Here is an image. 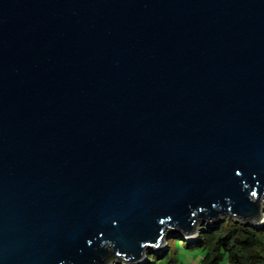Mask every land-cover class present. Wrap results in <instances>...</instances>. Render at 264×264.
I'll return each mask as SVG.
<instances>
[{
    "label": "water",
    "instance_id": "95a60500",
    "mask_svg": "<svg viewBox=\"0 0 264 264\" xmlns=\"http://www.w3.org/2000/svg\"><path fill=\"white\" fill-rule=\"evenodd\" d=\"M225 220L264 223V0H0V264Z\"/></svg>",
    "mask_w": 264,
    "mask_h": 264
},
{
    "label": "trees",
    "instance_id": "16d2710c",
    "mask_svg": "<svg viewBox=\"0 0 264 264\" xmlns=\"http://www.w3.org/2000/svg\"><path fill=\"white\" fill-rule=\"evenodd\" d=\"M172 235L162 253H151L142 264H178L177 255L182 251L176 242L171 244ZM197 238V239H196ZM187 248L201 250L205 256L200 264H219L224 257L229 264H264V223L259 227L245 226L232 220L203 227L198 236L184 240ZM171 252V253H170Z\"/></svg>",
    "mask_w": 264,
    "mask_h": 264
},
{
    "label": "rangeland",
    "instance_id": "374dc122",
    "mask_svg": "<svg viewBox=\"0 0 264 264\" xmlns=\"http://www.w3.org/2000/svg\"><path fill=\"white\" fill-rule=\"evenodd\" d=\"M193 239L195 240V238ZM174 242L178 244V246L181 248L180 250L182 251L180 254L177 255V259H179L178 264H200L201 260L205 256V253L201 252V250L198 249L191 251L190 249L187 248V243L183 239L175 238V237L170 241L171 248ZM162 250H159V252L156 251V253H162ZM149 257L150 258L154 257V255L150 253ZM219 264H229V262L227 258L224 257V259Z\"/></svg>",
    "mask_w": 264,
    "mask_h": 264
}]
</instances>
